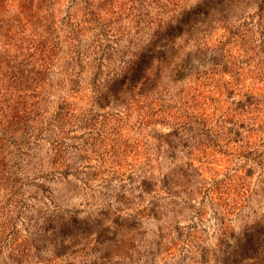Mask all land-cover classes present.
Instances as JSON below:
<instances>
[{
	"label": "rangeland",
	"instance_id": "1",
	"mask_svg": "<svg viewBox=\"0 0 264 264\" xmlns=\"http://www.w3.org/2000/svg\"><path fill=\"white\" fill-rule=\"evenodd\" d=\"M90 1L88 27L86 0H0V264H264V0L215 15L201 63L174 81L195 47L169 42L142 109L96 104L92 76L103 86L148 40L156 0L111 18ZM177 108L189 131L173 135L161 113Z\"/></svg>",
	"mask_w": 264,
	"mask_h": 264
},
{
	"label": "trees",
	"instance_id": "2",
	"mask_svg": "<svg viewBox=\"0 0 264 264\" xmlns=\"http://www.w3.org/2000/svg\"><path fill=\"white\" fill-rule=\"evenodd\" d=\"M120 1L121 0H102V4H99V7L103 10L105 17L109 16L111 18L110 15L115 13L116 7L118 10L125 9ZM238 1L239 0H217L214 2L213 0H201L194 8H190L187 11H183L181 14L175 15L174 8L168 11L165 5L157 3L156 0L155 5H158L159 8L157 17L155 19L151 18V20L149 18L145 22L150 28L153 27L152 32L148 36V40L137 45L139 50L133 54V57L130 60L123 63V66L119 68L118 72H115L110 78H106L103 86H100L97 82V73H93L92 88L95 93L93 94L94 102L98 105L106 106L111 100L116 102L120 97L124 96L125 99V96H127L129 101L131 100L134 107H136L139 103L138 99L148 98L152 90L157 89V92H161L158 89L160 88L158 80L162 75V68L159 64L164 63V58L161 62L160 58L164 57L163 55L167 52V44H169V42L174 45L176 40L180 41L184 38L186 42L192 41L193 46L195 47L192 56L188 55L185 58H180L178 55L179 57L176 56V58L180 63L172 68L168 66V69H170L168 74L170 80L174 81L180 79L185 71L193 72V59H195L197 63H201L197 54H201L203 49H207V41L205 40L207 36L202 35L206 34L209 24L212 23L213 18H215L214 16L217 15L218 17H216L214 21L223 20L232 10L231 6L236 5ZM90 5L91 1L86 0L83 12L85 19L83 20V23L87 24L88 27H91L95 21L99 20L97 17L98 15L95 14V11L92 10ZM133 5H131L130 8L128 7V11L130 14L137 11L136 15L132 17L134 20L133 25L135 27H140L141 23L145 21V15H143L142 11H138L136 6ZM173 7L175 6L173 5ZM104 20L108 21L106 19ZM140 29L141 28L137 30ZM223 29H225V32L227 31L228 34H231V32L227 30V25L223 26ZM200 36H202V40L199 42L198 38ZM239 36L242 45L241 54L244 57H248L249 53L254 55L259 53L255 47L247 45V40L245 39L246 36L244 34H239ZM76 37L77 34L72 32L70 40L74 42ZM100 44V40H97L98 46H96L98 48L101 47ZM69 46L73 47L74 45L69 44ZM202 46L203 48H201ZM54 47L55 46L53 45L52 48ZM262 53H264V49ZM73 56H77L76 60L80 58L79 54L75 51L73 52ZM159 99L160 98H152L149 101V105L155 106L156 103L160 101ZM142 107L145 106H137V109H142ZM160 107H162V105H160ZM171 108L174 107H170V109ZM150 111L149 108L148 112H146L147 116H150ZM175 113H178V108L174 113L169 112L168 109H164L161 113V120L167 125L172 124L175 128L172 131L173 135H176L175 133H177L178 129L189 131V126L187 128L185 127L190 123L188 115L187 120H184L186 116H183V114L177 116ZM183 176H187L186 171L183 172ZM163 184L165 189H170L168 181H164ZM147 188L148 187H145V189Z\"/></svg>",
	"mask_w": 264,
	"mask_h": 264
}]
</instances>
